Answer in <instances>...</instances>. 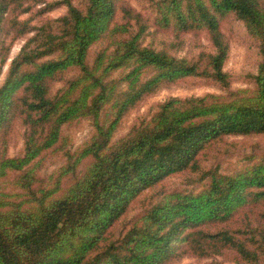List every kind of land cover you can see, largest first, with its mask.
<instances>
[{
    "label": "trees",
    "instance_id": "1",
    "mask_svg": "<svg viewBox=\"0 0 264 264\" xmlns=\"http://www.w3.org/2000/svg\"><path fill=\"white\" fill-rule=\"evenodd\" d=\"M26 1L0 0V29L5 14ZM86 2L80 10L67 1L68 13L57 29H40L0 84V129L16 117L25 127L22 153L0 158V180L14 175L18 187L0 188V264H165L178 239L188 240L199 256L228 250L248 264H264L259 223L246 228L250 238L230 230L180 237L187 228L227 222L241 208H264L256 205L264 202V159L232 174L209 172V183L197 193L164 194L120 240L109 237L142 192L169 175L197 170L198 155L210 143L264 134V3L153 0L157 27H172L176 34L206 28L215 53L192 62L145 46L148 24L130 7L122 8L126 22L119 23L117 0ZM227 14L260 42L254 88L172 98L114 142L126 115L164 84L196 77L229 85L223 70L228 47L220 30ZM97 44L104 46L90 60ZM72 70L76 76L51 94L50 83ZM81 118L91 121L92 139L74 153L66 151L55 180L37 185L31 166L59 149L64 126Z\"/></svg>",
    "mask_w": 264,
    "mask_h": 264
},
{
    "label": "rangeland",
    "instance_id": "2",
    "mask_svg": "<svg viewBox=\"0 0 264 264\" xmlns=\"http://www.w3.org/2000/svg\"><path fill=\"white\" fill-rule=\"evenodd\" d=\"M67 1L80 10H84L87 5L86 0H28L20 9L5 14L0 29V84L4 83L12 61L40 29H57L56 22L68 13ZM261 1L264 3V0ZM116 4V20L119 23L126 22L122 11L125 6L143 16L148 24L143 39L145 46L158 51L165 50L179 59L192 62L198 61L202 53H215L206 28L176 34L172 27H157L153 0H117ZM220 30L228 47L223 70L229 76V85L224 87L211 80L206 83L202 78L196 77L181 78L174 83L164 84L155 92L143 97L126 115L115 133L114 142L127 135L135 125L149 119L151 113L172 98L188 99L208 94L226 95L233 91L254 88L255 76L262 61L259 40L248 32L245 24L234 14H227L220 18ZM36 45L38 43H31L33 47ZM103 46L104 44H97L91 49L90 60ZM76 74L75 70L68 71L52 81L51 94L58 92L66 81ZM24 132L25 127L18 117L5 123L0 129V158L15 157L22 153ZM94 132V127L88 118H81L65 125L61 147L46 152L31 166L36 184L48 185L51 183L50 177L55 180L66 164V151L70 150L74 153L83 148L90 142ZM262 159H264L263 133L223 136L215 140L199 153L197 170L188 169L169 175L134 199L127 213L111 229L110 240H120L134 219L155 204L164 194L197 193L206 188L209 183V172L218 170L224 174H232ZM8 180H0V188H18L13 186L14 175ZM262 203L264 202H258L256 205ZM263 210L264 208L258 207H254L253 210L248 207L241 208L227 222L211 224L207 227L187 228L180 237L186 238L195 231L216 233L230 230L233 234L250 238L245 230L249 228V225L256 227L258 223L264 226L261 215ZM172 247L171 256L165 264H248L236 253L228 250L217 255L199 256L193 253L188 240L178 239Z\"/></svg>",
    "mask_w": 264,
    "mask_h": 264
}]
</instances>
